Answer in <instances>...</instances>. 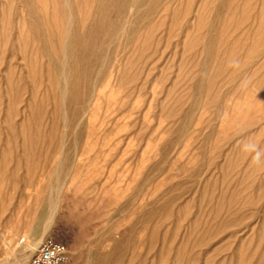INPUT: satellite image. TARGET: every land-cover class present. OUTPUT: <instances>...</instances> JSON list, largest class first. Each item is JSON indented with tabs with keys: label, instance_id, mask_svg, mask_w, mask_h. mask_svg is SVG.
Masks as SVG:
<instances>
[{
	"label": "rangeland",
	"instance_id": "374dc122",
	"mask_svg": "<svg viewBox=\"0 0 264 264\" xmlns=\"http://www.w3.org/2000/svg\"><path fill=\"white\" fill-rule=\"evenodd\" d=\"M47 236L264 264V0H0V264Z\"/></svg>",
	"mask_w": 264,
	"mask_h": 264
},
{
	"label": "built area",
	"instance_id": "2783aa9c",
	"mask_svg": "<svg viewBox=\"0 0 264 264\" xmlns=\"http://www.w3.org/2000/svg\"><path fill=\"white\" fill-rule=\"evenodd\" d=\"M68 260L66 245L51 236L43 238L25 264H65Z\"/></svg>",
	"mask_w": 264,
	"mask_h": 264
},
{
	"label": "bare ground",
	"instance_id": "6f19581e",
	"mask_svg": "<svg viewBox=\"0 0 264 264\" xmlns=\"http://www.w3.org/2000/svg\"><path fill=\"white\" fill-rule=\"evenodd\" d=\"M36 238L37 237H28V239L26 240L27 242L21 247L23 250H32L33 248H35L36 245ZM40 240V239H39Z\"/></svg>",
	"mask_w": 264,
	"mask_h": 264
}]
</instances>
